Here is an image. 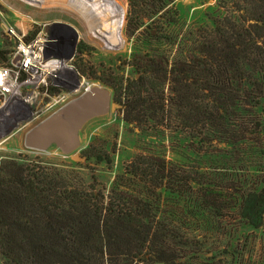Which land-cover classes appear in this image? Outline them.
I'll return each mask as SVG.
<instances>
[{"label": "trees", "instance_id": "obj_1", "mask_svg": "<svg viewBox=\"0 0 264 264\" xmlns=\"http://www.w3.org/2000/svg\"><path fill=\"white\" fill-rule=\"evenodd\" d=\"M70 2L90 18L89 34L98 42L100 34H120L105 1ZM240 7V20L223 18L209 31L196 22L186 48L173 55L163 47L181 46L179 0H128L126 33L144 34L130 55L134 78L118 71L109 75L113 83L104 73L92 78L113 91L128 124L161 127L169 120L166 130L176 122L198 135L210 132V144L235 147L248 139V106L262 105L248 101V91L262 95L264 88V0H242ZM87 156L96 166L111 162L103 153ZM198 175L192 180L184 166L141 155L106 191L98 179L88 186L73 172L10 158L0 163V253L5 264H233L217 254L181 256L199 237L192 240L185 227L195 225V234L213 230L230 209L246 227L261 230L264 186L227 197L207 173Z\"/></svg>", "mask_w": 264, "mask_h": 264}, {"label": "rangeland", "instance_id": "obj_2", "mask_svg": "<svg viewBox=\"0 0 264 264\" xmlns=\"http://www.w3.org/2000/svg\"><path fill=\"white\" fill-rule=\"evenodd\" d=\"M103 1L115 16L120 34L114 33V37L100 34L99 42L89 34L90 18L77 13L70 0H0V14L3 20L13 26L20 28L23 24L31 35L45 23L61 22L72 26L80 37L79 48L85 46L94 50L91 54L79 55L75 68L91 86L108 88L104 82L94 81L92 72L104 73V79L113 83L109 75L118 71L119 74L124 73L125 80L132 81L134 72L129 64L130 55L135 42L144 34L130 37L126 33L128 0ZM179 3L183 14L179 21L181 46L178 44L174 49L163 47L164 51L173 50V55L178 48H186L187 37L196 22L204 31H209L213 24L223 18L233 21L241 18L238 10L242 6V0H179ZM0 44L3 52H9L12 48V43L1 37ZM124 63L127 65L124 66ZM163 92L165 98L169 99L167 86ZM257 96H262L263 99H258ZM248 101H262V105L256 109L248 106V139L235 147H223L217 142L210 144L208 141L213 138L210 132L198 135L176 122L172 124V132L168 131L165 126L170 125L169 120L161 127H155L153 123L149 127L148 123L128 124L124 120L121 106L117 104L120 107L112 109L108 115L87 123L80 133V147L72 156H64L56 146L45 152L26 149L25 136L31 130L30 124H27L28 121L17 123L12 119L4 132L6 141L0 145V163L18 157L32 165L73 172L74 176L82 178L88 186L93 179H98L97 188L108 191L115 177L138 156L160 157L167 162L184 166L192 180L200 179L198 174L207 173L209 178L215 180L222 196L238 197V191L240 194L259 191L264 186V88L262 95L249 89ZM170 114L168 106L167 115L170 117ZM100 153L104 157L108 156L111 162L106 161L105 164L96 166L89 161L88 154ZM198 187L193 185V191L197 192ZM169 201L170 199L169 208H173ZM224 212V219L213 230L204 227V233L201 234L191 231V228L195 229V225L188 223L185 229L189 230L186 233L192 240L199 237L194 239L197 242L193 244L194 248L180 250L181 256L203 258L204 254H217L233 264H264V227L252 230L242 223L235 210L227 209ZM0 264H5L1 253Z\"/></svg>", "mask_w": 264, "mask_h": 264}, {"label": "built area", "instance_id": "obj_3", "mask_svg": "<svg viewBox=\"0 0 264 264\" xmlns=\"http://www.w3.org/2000/svg\"><path fill=\"white\" fill-rule=\"evenodd\" d=\"M0 37L12 43L9 52L0 44V145L7 124L28 121L36 126L79 98L90 86L75 68L79 44L61 22L45 23L31 35L2 19Z\"/></svg>", "mask_w": 264, "mask_h": 264}, {"label": "water", "instance_id": "obj_4", "mask_svg": "<svg viewBox=\"0 0 264 264\" xmlns=\"http://www.w3.org/2000/svg\"><path fill=\"white\" fill-rule=\"evenodd\" d=\"M78 41V32L64 24ZM120 107L113 101L112 92L102 86L93 85L77 99L31 129L25 136L28 150L45 152L56 146L64 156H72L80 147V133L91 120L106 116Z\"/></svg>", "mask_w": 264, "mask_h": 264}, {"label": "flooded vegetation", "instance_id": "obj_5", "mask_svg": "<svg viewBox=\"0 0 264 264\" xmlns=\"http://www.w3.org/2000/svg\"><path fill=\"white\" fill-rule=\"evenodd\" d=\"M84 79H85V81L87 80L85 77H84ZM89 80V79H88ZM38 126V125H37ZM34 127H36V125L35 124H32V125H30V128L31 129H33ZM76 154V153H75Z\"/></svg>", "mask_w": 264, "mask_h": 264}]
</instances>
